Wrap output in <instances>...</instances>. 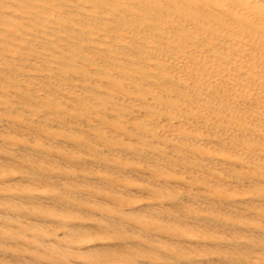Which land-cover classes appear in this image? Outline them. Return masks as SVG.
I'll return each instance as SVG.
<instances>
[{
    "label": "bare ground",
    "instance_id": "obj_1",
    "mask_svg": "<svg viewBox=\"0 0 264 264\" xmlns=\"http://www.w3.org/2000/svg\"><path fill=\"white\" fill-rule=\"evenodd\" d=\"M0 264H264V0H0Z\"/></svg>",
    "mask_w": 264,
    "mask_h": 264
}]
</instances>
